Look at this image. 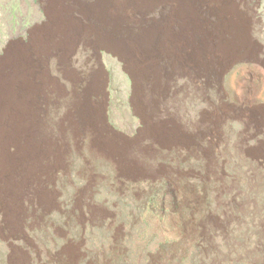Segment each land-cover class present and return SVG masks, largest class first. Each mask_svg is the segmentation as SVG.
<instances>
[{
    "label": "bare ground",
    "instance_id": "bare-ground-1",
    "mask_svg": "<svg viewBox=\"0 0 264 264\" xmlns=\"http://www.w3.org/2000/svg\"><path fill=\"white\" fill-rule=\"evenodd\" d=\"M49 3L50 21L46 22L47 25L44 23L46 26L42 32H39V26V34L32 46L28 44L19 48L21 77L18 80L22 78V93L27 99L24 106L26 114L20 117L19 124H13L10 110L12 112L14 108L9 109L7 104V96L13 93L10 94V89L16 87V83L5 79V67L3 69L0 60V235L8 232L20 234L23 230L45 226L43 217L54 207L59 195L57 186L65 179L73 160L69 149L76 147V141L81 140L87 155L79 158V171L86 175L88 183L94 178L92 167L95 162L108 164L123 178L152 176L167 180V189L177 195L178 204L189 209L188 217L182 221L180 248L200 242L201 253L215 259L222 257L216 249V242L221 241L229 252L236 253L237 248L242 249L237 258L263 264L264 207H258L254 197L260 188H264V105L257 103L253 84L264 83V73L249 74L239 84L236 105L223 102L220 85L222 76L231 67L248 63L252 51L257 50L249 37L251 31H247L251 18L241 0H49ZM95 35L125 46L133 57L134 79L141 89L137 97H140L141 107L148 114L149 126L155 137L148 135L145 149L140 144L124 145L109 137L93 110L94 106L89 104L87 94L92 91L86 94L84 87L81 91L74 88L64 92L67 105L65 116L61 114V123L55 122L56 118L49 128L41 115L38 116L35 108L36 100H39L36 80L42 63L49 60L50 54H58L64 45L88 42ZM58 65L55 64L56 67ZM154 76L162 83L159 90L162 112L157 109L158 113L151 94ZM208 91L212 92L209 97L205 95ZM198 102L202 106L192 111L188 109L189 105ZM231 121L244 126V132L232 144L233 155L228 151L226 138L227 125ZM62 123L64 126L60 125ZM67 135L70 142L62 138ZM258 135L262 140L247 144V140ZM159 151L163 152V160L174 163L189 161L197 164V170H185L187 173H184L163 167L161 163L159 166L155 158ZM233 156L238 159V166L246 168L242 173L243 191L238 188L237 179L224 172ZM196 181L204 186L200 193L194 190ZM207 188H210L218 213L206 211L193 219L192 214L198 211L202 193ZM82 193L78 194L74 207L78 224L100 220L104 213L92 206ZM244 219L254 227V239L244 236V243L236 244L231 233L245 226ZM78 247L70 246L50 255L49 263L77 264L78 259L84 258ZM28 263L27 255L18 251L14 264ZM86 264L105 262L100 259L86 261Z\"/></svg>",
    "mask_w": 264,
    "mask_h": 264
},
{
    "label": "rangeland",
    "instance_id": "rangeland-1",
    "mask_svg": "<svg viewBox=\"0 0 264 264\" xmlns=\"http://www.w3.org/2000/svg\"><path fill=\"white\" fill-rule=\"evenodd\" d=\"M241 3L251 18V20L249 18L250 22L248 23L247 31L248 33L251 31L249 37L256 45L254 49L257 50L252 51V57H250L248 63L235 65L231 67L227 74L222 76L220 85L221 92L223 91V102L229 103V105H236L239 86L247 79L249 74H251L249 76H252L264 73V0H243V2L241 0ZM50 8L49 0H0V60L2 61L3 69L5 67V79L7 77L11 81L14 80L15 83V79L18 80L21 77L18 59L19 50L29 46L28 44L31 46L34 44L36 35L42 32L44 26L50 21ZM48 15H50V18H48ZM93 39L81 44L79 42V44L77 42L70 45L67 44L69 47L64 45V48L62 47L63 54L61 53L62 50L58 54H50L48 56L49 60L46 63H42L43 67L40 71L42 74L40 76L45 78L49 73H56L58 76H64L66 80L79 81L77 73L80 74L81 70L82 74L87 76V85H91L87 86L88 91H92L91 93L88 92L90 96L89 104H91V107L94 106L93 108L95 109L93 110L98 114V118L102 126L105 127V132L109 137L117 142H123L122 144L124 145L140 144L145 149L149 141L148 135L153 139L155 137L153 129L149 126V117L146 116L148 114L141 107L140 97H137L140 96L141 89L134 79L136 74L133 70L135 67L132 66L133 57L127 53L129 51L125 49V46L116 44L106 38H99L96 35ZM72 45L77 48L72 47ZM110 45L112 46L110 47ZM56 56H59V58H56ZM253 59L257 60L256 63ZM55 64L56 66L58 64L61 65L63 71L59 65L56 67ZM16 68L17 70H15ZM154 78L151 84V94L154 96V102L156 103L154 108L157 107L155 110L158 113L157 109L159 111L161 109L159 98L161 91L159 90H161L162 83H160L161 80L157 76H154ZM20 81L22 82V78ZM253 88L257 103L264 105V83H255ZM205 95L209 97L212 92L208 91ZM10 98L8 96V101H6L8 107H10L9 109H13L14 97ZM66 105L67 102L65 100L63 111ZM200 106L202 105L198 102L189 105L188 109L192 111ZM11 117L13 124L20 123L14 114ZM57 123H61V121ZM60 125L64 126V123ZM146 126L147 128H145ZM242 129L244 130V126L238 121H231L227 125L226 138L229 145L228 151L231 155H233L232 144L244 132ZM62 138L69 142L71 139L68 138V135ZM260 140H262V137L258 135L246 142L252 145ZM79 141H76L78 144L73 147L77 151L73 150V148L69 149L73 155V160L67 169L65 179L60 181L57 186L59 195L57 194L58 198L56 197L54 207L43 217L45 226L32 230H23L20 234L8 232L6 235H0V264H14L18 251H23L27 255L28 264H50L48 261L50 255L60 253L75 245L80 246L78 248L84 254V258L78 259L77 264H83L85 260L91 262L100 259L104 260L105 264H253L246 259L237 258V254L242 249L237 248L236 253L229 252L228 247L221 241L216 242V249L222 257L215 259L201 253L200 242L180 248L179 240L183 229L182 221L187 216H184L180 209L176 210L177 195L167 189L169 184L164 177L123 178L118 176L108 164L95 162L92 167L94 178L89 184L87 179H85L86 175L79 171V158L87 155L83 145H81V140ZM162 154L163 152L159 151L155 157L159 166L171 167L184 173L197 170V164H192L189 161L174 163L172 160H163ZM237 160L233 156L230 159V164L228 162L224 167V172L230 177H235L238 188L243 191L244 181L242 173L246 172V168L243 165L238 166ZM185 170L188 171L186 172ZM198 183L197 181L196 183L194 182V190L196 192L195 188ZM82 192L88 197V201L92 206L100 213H104H101L100 220L78 224L74 217V213H76L74 207L78 194L80 193L81 195ZM263 192L264 188H260V191L254 197L258 207H264ZM202 196V203L198 211L192 215L193 219L200 217L206 211L218 213V209L215 208L212 201L211 192H204ZM222 198L227 199L226 196H222ZM205 204H207V208L202 210ZM68 210H72L71 212L75 219V227L73 228L62 224L64 218L68 216ZM245 221L246 224L243 228L233 230L231 233L236 244L244 243V236L254 239L255 229L250 225L249 221ZM42 230L44 235L40 234ZM248 248H252V245H248ZM122 255L124 259L119 262L117 257Z\"/></svg>",
    "mask_w": 264,
    "mask_h": 264
},
{
    "label": "crops",
    "instance_id": "crops-1",
    "mask_svg": "<svg viewBox=\"0 0 264 264\" xmlns=\"http://www.w3.org/2000/svg\"><path fill=\"white\" fill-rule=\"evenodd\" d=\"M3 72H4V70H3ZM37 73L38 74H37L36 84H37L38 90H39V91L37 90L39 92L37 94V99H39L40 101L39 100H36L35 108L37 109V113H39L38 116L41 115L42 120L43 121H46L47 122V127L50 128L51 127V122H54L56 118H57L56 119L57 121H55V122H58V121H61L62 122L61 114H62V116L64 115L63 106H64V103H65V100L67 102V98H66L64 92L66 93L69 89L71 90V89H74V88L75 89L78 88L81 91V89L84 87L86 89L85 90L86 94L88 93V87L86 86L87 76L85 74H82L81 70H80V74L77 73V71H76V73L80 77V78L78 77L79 81H76V83H77V86H76L75 82L69 81V79L66 80L63 76H58L56 73H54V75H52V74H49L48 76L46 75L45 78H42L39 75L40 74L39 71ZM56 76H58V78H56ZM42 79H44L45 81H43L44 83L41 84L40 81ZM33 80H35L34 77H33ZM50 80H52V81H50ZM37 81H39V83ZM18 82H19V80H15V83H16L15 86L16 87H13L12 86L13 88L11 87V89H10V94H11V92H13V93H16L17 96L12 93L11 95L9 94L10 95L9 98L12 97V95H14L16 97H18V95H19L18 98H16V97L13 96L14 97V102H15L14 103V110L15 111L13 110L14 112L13 111L11 112V110H10L11 115L14 114L15 116L16 115L18 116V117L16 116V118H17V121L19 122L20 120H22V118L26 114L24 112V109H26V107L24 108V106H26V101L25 100H27V99L24 98V95L22 93L23 90H24V88L22 87V82L21 81L19 83ZM71 84H72V86H71ZM49 85L52 86V87H50ZM31 86H33V84ZM54 87H55V89H54ZM82 90H84V89H82ZM48 91H50V92H48ZM54 95H56V96H54ZM7 98H8V96H7ZM88 98L90 99V96L89 95H88ZM52 100H54V101H52ZM44 107H46L45 109H47V110H45V109L43 110ZM42 111H43V113H42ZM18 112H20V113H18ZM20 117H22V118H20Z\"/></svg>",
    "mask_w": 264,
    "mask_h": 264
},
{
    "label": "trees",
    "instance_id": "trees-1",
    "mask_svg": "<svg viewBox=\"0 0 264 264\" xmlns=\"http://www.w3.org/2000/svg\"><path fill=\"white\" fill-rule=\"evenodd\" d=\"M197 186V187H196ZM196 190H197V192H201V190H203V188H204V186L199 182L198 184H196ZM210 191V188H207V189H205V193L206 192H209ZM203 194V193H202ZM206 208H207V204H205V205H203V207H202V210H206ZM178 209H180V211H182L183 213H184V216H187L188 214H189V209H187L186 207H181L178 203H177V206H176V210H178ZM71 211L70 210H68L67 211V215L68 216H66L65 218H64V220L62 221V224H64V225H66V226H68L69 228H73V227H75V219H74V217H73V214H72V212L70 213ZM195 214V213H194ZM193 215V214H192ZM188 217V216H187ZM40 234H42V235H44V231L42 230L41 231V233ZM117 253H119L118 251H117ZM118 259V261L119 262H121L123 259H124V257H123V255L122 256H119V257H117ZM113 262H114V260H113ZM86 263V260L85 261H83V264H85Z\"/></svg>",
    "mask_w": 264,
    "mask_h": 264
}]
</instances>
